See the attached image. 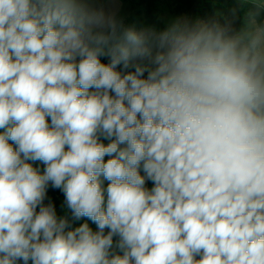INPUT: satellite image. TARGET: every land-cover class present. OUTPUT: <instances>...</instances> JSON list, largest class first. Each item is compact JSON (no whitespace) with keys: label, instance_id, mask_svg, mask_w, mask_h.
I'll return each instance as SVG.
<instances>
[{"label":"clouds","instance_id":"9594fccd","mask_svg":"<svg viewBox=\"0 0 264 264\" xmlns=\"http://www.w3.org/2000/svg\"><path fill=\"white\" fill-rule=\"evenodd\" d=\"M237 4L158 31L0 0V264H264V0Z\"/></svg>","mask_w":264,"mask_h":264},{"label":"trees","instance_id":"16d2710c","mask_svg":"<svg viewBox=\"0 0 264 264\" xmlns=\"http://www.w3.org/2000/svg\"><path fill=\"white\" fill-rule=\"evenodd\" d=\"M152 2H154V0H133V2H131L133 18L137 20L140 19L139 22H141L142 25L160 31L164 27H162L154 14V12H156V7L151 6ZM238 7L237 0H172L171 13L175 17L183 16L190 19L210 20L220 14L227 15L231 9ZM141 17H143L144 20H141ZM127 25L129 26V20ZM40 167L42 169V165ZM148 185L151 187L150 183ZM48 196L55 206L59 207L57 210L58 215H65L66 210L62 207L63 200L61 199L63 198V194L59 190L50 188ZM68 215L70 218V213H68ZM82 222L84 221H74L72 226L76 227ZM89 224L93 230L96 229V226L91 224L90 221Z\"/></svg>","mask_w":264,"mask_h":264},{"label":"rangeland","instance_id":"374dc122","mask_svg":"<svg viewBox=\"0 0 264 264\" xmlns=\"http://www.w3.org/2000/svg\"><path fill=\"white\" fill-rule=\"evenodd\" d=\"M131 2H133V0H109L108 2H106V0H96L97 6H102L106 11L114 13L118 19L123 20L125 25L128 24L129 20V26L135 27L137 30L149 28L142 25L141 22H139L140 19L137 20L133 18ZM151 6L156 7V12H154V14L162 27H164L162 30L177 18L183 17H175L171 13L172 0H154V2L151 3ZM141 20H144V18L141 17ZM147 186L149 187V185ZM61 199L63 200L64 198ZM58 208L59 207H56L57 210Z\"/></svg>","mask_w":264,"mask_h":264},{"label":"crops","instance_id":"0c3cea01","mask_svg":"<svg viewBox=\"0 0 264 264\" xmlns=\"http://www.w3.org/2000/svg\"><path fill=\"white\" fill-rule=\"evenodd\" d=\"M109 0H106V2H108ZM129 16V15H128Z\"/></svg>","mask_w":264,"mask_h":264}]
</instances>
